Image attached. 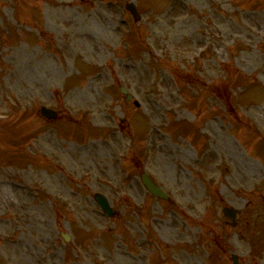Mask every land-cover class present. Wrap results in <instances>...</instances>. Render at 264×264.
<instances>
[{"label":"rangeland","instance_id":"1","mask_svg":"<svg viewBox=\"0 0 264 264\" xmlns=\"http://www.w3.org/2000/svg\"><path fill=\"white\" fill-rule=\"evenodd\" d=\"M233 255L264 264V0H0V264Z\"/></svg>","mask_w":264,"mask_h":264},{"label":"water","instance_id":"2","mask_svg":"<svg viewBox=\"0 0 264 264\" xmlns=\"http://www.w3.org/2000/svg\"><path fill=\"white\" fill-rule=\"evenodd\" d=\"M129 7L131 8V10H132L135 14H137V11H136V9H135L134 6H129ZM43 114H44L45 116H47L48 118H54V117H55V113L52 112V111H50V110H45V111H43ZM100 197H101V196H100ZM100 197H99V195H98V196H97V200H98V202L101 204V206L104 208V210H105L108 214H113V212H112V210H111V208H110V206H109L108 201H107L105 198H103V197L100 198ZM224 212H225V214H226L227 216H230V217H232V218H235V216H236V211H235V210H232V209H225ZM234 259H235V261H236V263H237V258H234Z\"/></svg>","mask_w":264,"mask_h":264}]
</instances>
